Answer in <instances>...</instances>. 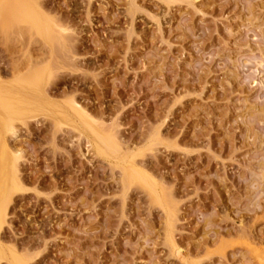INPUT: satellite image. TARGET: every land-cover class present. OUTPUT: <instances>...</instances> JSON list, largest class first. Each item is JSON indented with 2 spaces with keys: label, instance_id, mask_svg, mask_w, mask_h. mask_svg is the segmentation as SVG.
Masks as SVG:
<instances>
[{
  "label": "rangeland",
  "instance_id": "rangeland-1",
  "mask_svg": "<svg viewBox=\"0 0 264 264\" xmlns=\"http://www.w3.org/2000/svg\"><path fill=\"white\" fill-rule=\"evenodd\" d=\"M23 1L31 19H0V93L38 101L0 132V264H264V0Z\"/></svg>",
  "mask_w": 264,
  "mask_h": 264
},
{
  "label": "bare ground",
  "instance_id": "bare-ground-1",
  "mask_svg": "<svg viewBox=\"0 0 264 264\" xmlns=\"http://www.w3.org/2000/svg\"><path fill=\"white\" fill-rule=\"evenodd\" d=\"M5 10L7 12L4 13ZM31 18H32V12L29 10L28 6L26 5V3L23 0H0V19L5 20L6 23L7 22L23 23V22H25ZM46 38H48L50 43H56V38L51 37L49 35V33L46 35ZM27 72H29L31 74V71H27ZM26 73H23V74L21 73L17 77H20V79H24V77L26 76L25 75ZM35 76H37V75H35ZM35 76L33 74L26 76L25 77L26 82L27 83H30V81L33 82L35 79ZM1 86L4 88L3 89L4 93H0V99H2V103L0 106V115H2L0 117V132L3 128H5V126L7 124L5 122L4 115L9 114V113H11L13 115H25L27 112H29L31 110V108L36 107V105H37L36 102L38 101L37 97L34 94L29 95V92L33 93L29 89V86L16 87L13 85H8V84H1ZM96 135H97L96 137L98 139L97 138H95V139L99 142L98 144L101 143L100 145L101 146L103 145L102 149L105 150L107 148V150L109 149L108 150L109 152H110V150H111V152L112 151L114 152V153L110 152L112 155L114 154L113 155L114 158H112L113 160H116L117 162L118 161H120V162L125 161L124 159L126 157H124V158L120 157L119 151H118V155L115 153V152H117L118 148H116L117 146H116L115 141H113V139H111L113 137L112 135L107 134V136H105L104 133H103L104 136L101 134L102 137L99 134H96ZM99 139H100V141H99ZM97 141H96V143H97ZM96 143H95V145H97ZM95 148H96V146H95ZM96 149H97V152L99 154L100 153H101V155L103 154V157L106 156L104 154V152L107 150H105V151L103 150L101 152L102 149L100 148V146ZM108 151H107V153L109 156L111 154ZM8 153H10V155H11L9 148L7 147L6 140L0 136V162L2 164L4 163L3 170H2V182H1V186H0V189L2 191L0 192V196H3V194L7 193V191H8L7 196L4 197V200L2 201V203L3 202L5 203L8 200L10 192L13 190V188H16V172H17L16 171V157L14 155H11L10 156L11 160H9ZM108 156H107V158H108ZM111 157L112 156H109V158H111ZM116 158H118L119 160H117ZM128 161H132V160L131 159L128 160V158H127V161H125L126 164L129 165L128 168L129 167L132 168V165H134V164L130 163ZM124 163L122 162V164H124ZM117 164H116V166H117ZM122 164H120V165H122ZM126 164H124V165H126ZM130 164H131V166H130ZM125 168H126V166L124 168L122 167V169L124 170L123 175L126 176L125 172L128 171L127 179H126V177H123V178H125V179H123V182L125 181V184L127 182L126 180H128L127 184H130V183L133 184L134 182H137V183L142 184L146 188L147 191L149 190L148 192L150 195L157 192L154 189L156 187H152V184L149 183V180L147 178H144V176L142 177L141 175H143V174L140 175L138 170L135 168V166L133 167L134 169L130 168V169L126 170ZM153 195L151 196L152 200H153ZM162 195L163 196H159L157 193H155L153 203L159 205L160 207H163L167 211L166 212L164 210L166 212L167 217H168L167 218L168 224L170 226L172 219H174L173 218L174 217V208L169 203L170 201H168L166 195L165 194H162ZM5 204L7 205V202ZM5 204L2 205L4 207V209H2L3 211L1 210L2 213L0 214V223H2V224H3V220L5 218V216H4L5 214H3V212L6 210ZM260 252H262V251H260ZM10 264H24V262L21 261L18 257L13 256L10 260Z\"/></svg>",
  "mask_w": 264,
  "mask_h": 264
}]
</instances>
